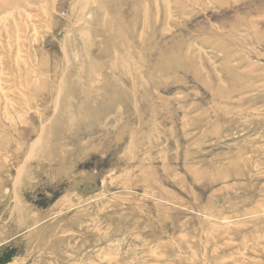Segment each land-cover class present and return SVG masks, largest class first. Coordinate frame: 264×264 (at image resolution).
<instances>
[{
  "label": "rangeland",
  "instance_id": "rangeland-1",
  "mask_svg": "<svg viewBox=\"0 0 264 264\" xmlns=\"http://www.w3.org/2000/svg\"><path fill=\"white\" fill-rule=\"evenodd\" d=\"M0 264H264V0H0Z\"/></svg>",
  "mask_w": 264,
  "mask_h": 264
}]
</instances>
